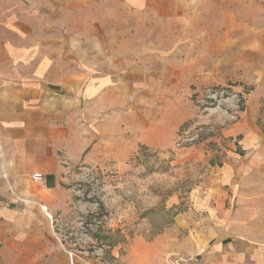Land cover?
Returning a JSON list of instances; mask_svg holds the SVG:
<instances>
[{
  "label": "rangeland",
  "instance_id": "obj_1",
  "mask_svg": "<svg viewBox=\"0 0 264 264\" xmlns=\"http://www.w3.org/2000/svg\"><path fill=\"white\" fill-rule=\"evenodd\" d=\"M59 1L48 40L76 68L91 62V142L66 164L72 210L59 233L76 264H153L168 251L150 243L192 232L177 222L195 218V194L235 147L228 134L255 86L228 68L231 38L211 21V0L201 14L171 15L125 0Z\"/></svg>",
  "mask_w": 264,
  "mask_h": 264
},
{
  "label": "crops",
  "instance_id": "obj_2",
  "mask_svg": "<svg viewBox=\"0 0 264 264\" xmlns=\"http://www.w3.org/2000/svg\"><path fill=\"white\" fill-rule=\"evenodd\" d=\"M194 1L125 4L158 15L205 12L201 0ZM211 1V21L231 38L228 68L242 70L255 89L229 131L235 147L195 194V218L177 222L192 232L174 240L171 229L150 243L168 251L153 264H264V0ZM60 4L0 0V264L75 262L59 233L72 210L62 182L66 164L80 162L91 142L84 127L91 62L83 57L76 68L48 40L57 37L50 23Z\"/></svg>",
  "mask_w": 264,
  "mask_h": 264
},
{
  "label": "built area",
  "instance_id": "obj_3",
  "mask_svg": "<svg viewBox=\"0 0 264 264\" xmlns=\"http://www.w3.org/2000/svg\"><path fill=\"white\" fill-rule=\"evenodd\" d=\"M34 178L37 179V180H41L43 178V175H42V173H35L34 174ZM70 254H71V256H73V253H70ZM72 264H76V263L73 261Z\"/></svg>",
  "mask_w": 264,
  "mask_h": 264
}]
</instances>
